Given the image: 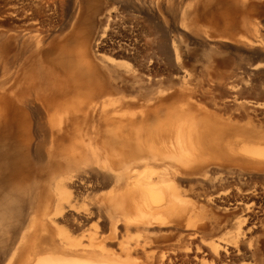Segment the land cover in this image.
<instances>
[{"label": "bare ground", "instance_id": "bare-ground-1", "mask_svg": "<svg viewBox=\"0 0 264 264\" xmlns=\"http://www.w3.org/2000/svg\"><path fill=\"white\" fill-rule=\"evenodd\" d=\"M1 2L0 264H264V0Z\"/></svg>", "mask_w": 264, "mask_h": 264}, {"label": "rangeland", "instance_id": "rangeland-1", "mask_svg": "<svg viewBox=\"0 0 264 264\" xmlns=\"http://www.w3.org/2000/svg\"><path fill=\"white\" fill-rule=\"evenodd\" d=\"M2 0H0V11H1V8H2V2H1ZM170 5V4H169ZM173 4H171L170 6H172ZM173 9V8H172ZM169 10V9H167L169 12H171V11H175V10H177L176 11V13H174V12H171V14L169 15V14H165V17H166V24H167V26L169 27V28H178V31H175V30H173V33H172V35L174 36V35H176V37L177 36H179L180 37V39L182 38V40H181V48L179 47V49L180 50H182V48H183V50H184V48L185 47H187L188 48V50H189V52L187 51V53L185 52V50L183 51L182 50V52H184L185 54H186V57H183L184 59H185V62H184V64L183 65H181L180 67H179V71H177L179 74H184L185 75V78L187 79V77H186V75H189L190 76V78L191 79H189V76H188V80L189 81H191V83L193 82V81H195L196 83H204V84H206L208 81L207 80H209L210 81V75L208 76V74H209V72H208V70H207V66H206V71H204V73H202V71H203V69L202 68H205V67H203L204 65L203 64H206L207 62H205L207 59H206V57L205 58H203V60H202V57L201 58H199L201 61H202V64H199V63H201V61H195L193 58H192V56H193V52H194V54H195V50H198L197 49V47L196 46H193L192 44H190L189 45V43L186 45V41H188V40H186L187 39V37H185L186 35H185V31H189V28H188V26H190L189 24H190V21H189V16L187 17V16H185V15H183V14H185L184 12H183V8H181L180 7V11H179V7H178V9H176L175 8V10ZM177 13H178V17L181 19V22L183 21V24L185 25V27H183L184 25L180 22V19H179V21L178 20H176L177 18ZM176 15V16H175ZM1 16V15H0ZM171 16H175V21L177 22H179V24H177V23H175V24H177V26L178 25H180V24H182L181 25V30H180V26H176L175 24H173V21H171V20H173V18L171 17ZM57 17V16H56ZM56 17H52L53 19H55ZM184 17V18H183ZM15 20H13L12 22L14 23V25H16L17 23H20V21H21V23H23V21L22 20H20V18H14ZM18 22H17V21ZM20 20V21H19ZM170 20V21H169ZM15 21V22H14ZM25 22V21H24ZM12 23V24H13ZM2 24H3V22H2V20H1V17H0V31L3 29V27H4V24H3V26H2ZM172 26V25H174L173 27H170V25ZM188 24V25H187ZM18 25V24H17ZM187 26V27H186ZM2 27V28H1ZM185 28H187L188 30H185ZM182 29H184V30H182ZM182 31V32H181ZM177 32V33H176ZM181 34V35H180ZM183 35H185V36H183ZM51 38V36L50 37H47V38H45L46 39V41L45 42H47L49 39ZM184 40V41H183ZM183 42V43H182ZM186 42V43H185ZM205 59V60H204ZM198 62V63H197ZM197 63V64H196ZM199 65V66H198ZM203 65V66H202ZM197 66V67H196ZM200 69H202V71L200 70ZM197 70V71H196ZM205 70V69H204ZM192 71V72H191ZM175 72V71H174ZM195 72V73H194ZM200 72H201V74H200ZM205 72H207V73H205ZM191 74V75H190ZM193 74H195V75H193ZM206 74V76L204 77V75ZM208 76V77H207ZM196 78V79H195ZM185 79V80H186ZM205 79V80H204ZM187 80V82L190 84V85H192L193 86V83L191 84L189 81ZM201 80V81H200ZM204 80V81H203ZM206 82V83H205ZM196 83H194V84H196ZM263 146V145H262Z\"/></svg>", "mask_w": 264, "mask_h": 264}]
</instances>
